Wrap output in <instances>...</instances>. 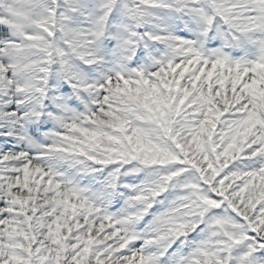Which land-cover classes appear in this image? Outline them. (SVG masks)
Listing matches in <instances>:
<instances>
[{"label":"snow or ice","instance_id":"1","mask_svg":"<svg viewBox=\"0 0 264 264\" xmlns=\"http://www.w3.org/2000/svg\"><path fill=\"white\" fill-rule=\"evenodd\" d=\"M0 264H264V0H0Z\"/></svg>","mask_w":264,"mask_h":264}]
</instances>
